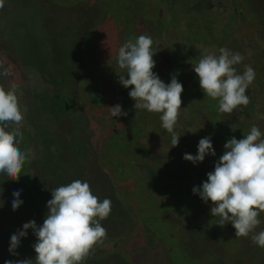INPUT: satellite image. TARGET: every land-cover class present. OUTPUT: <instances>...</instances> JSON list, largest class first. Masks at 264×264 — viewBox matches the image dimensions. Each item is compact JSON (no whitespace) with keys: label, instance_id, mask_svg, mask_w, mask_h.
<instances>
[{"label":"rangeland","instance_id":"obj_1","mask_svg":"<svg viewBox=\"0 0 264 264\" xmlns=\"http://www.w3.org/2000/svg\"><path fill=\"white\" fill-rule=\"evenodd\" d=\"M138 2L4 0L0 73L9 63L10 75H0V86L16 87L24 115L18 146L29 156L19 181L0 175V260H34L33 231L21 239L13 257L11 236L32 220L41 226L51 190L79 179L89 183L99 200L112 202L110 216L101 222L107 239L85 264H166L153 250L164 253L168 264H205L192 255L208 234L217 237L212 239L216 249H226V264H264V249L250 239H237L231 224L220 227L219 218L211 215V202L205 204L193 194L214 171L226 142L243 139L254 123L248 116L242 122L233 113L222 114L230 129L219 125V103L205 96L193 64L205 49L218 55L225 47L245 57L235 66L238 73L246 65L253 67L256 75L249 91L259 80L264 82V0H175L170 9L163 0ZM139 17L152 29L168 31L165 44L187 66L184 82L179 79L181 99L190 122L198 119L197 130L177 124L180 140L175 148L160 114L136 111L130 89L116 73L125 75L117 66V45L146 35L137 28ZM90 80L95 87L87 85ZM109 80L113 87L103 98L99 86ZM116 105L127 115L120 116L113 135L110 108ZM258 114L264 116V106L259 105ZM196 133L211 137L216 156L194 165L183 156L198 153L201 138L195 139ZM14 191L21 192L23 201L15 211ZM260 220L257 231L264 230V214Z\"/></svg>","mask_w":264,"mask_h":264},{"label":"clouds","instance_id":"obj_2","mask_svg":"<svg viewBox=\"0 0 264 264\" xmlns=\"http://www.w3.org/2000/svg\"><path fill=\"white\" fill-rule=\"evenodd\" d=\"M4 0H0V8ZM153 40L149 35H140L135 41L124 43L116 56L117 66L126 75L119 76L123 87L130 89L129 96L135 101L134 109L160 114L162 128L171 135V148L179 144L180 136L175 131L182 108L183 85L175 76L165 84L153 71L156 62L152 52ZM245 57L221 47L219 54L204 50L193 64L199 85L206 97L217 100L221 114L232 115L241 106L246 107L250 98L246 95L255 80L252 66L246 65L242 73L235 66ZM10 75L8 70L0 73ZM114 117L126 116L120 105L111 107ZM24 115L20 107L16 87L0 86V175L8 180L19 181L28 152L18 146L23 140ZM225 151L215 163L214 171L207 173L202 186L194 187L205 204L211 202V215L218 217V224H231L237 239H250L252 244L264 249V230L257 231L264 214V138L260 128L253 125L243 139L235 137L224 145ZM206 156H216L211 137L202 138L198 153H185L183 159L194 165L204 162ZM21 192L14 191L13 211L23 204ZM47 202L48 212L43 224L35 220L23 225L10 239L9 252L18 255L21 239L31 229L36 237L33 259L18 260L15 264H85L94 250L104 245L107 230L102 221L108 219L112 202L102 201L92 193L87 181L79 179L51 190ZM5 264H14L6 261Z\"/></svg>","mask_w":264,"mask_h":264},{"label":"flooded vegetation","instance_id":"obj_3","mask_svg":"<svg viewBox=\"0 0 264 264\" xmlns=\"http://www.w3.org/2000/svg\"><path fill=\"white\" fill-rule=\"evenodd\" d=\"M138 1L139 0H137V1L135 0V5L137 3L139 4ZM163 1L164 2L166 1L165 3L168 5V8L170 9L173 6L172 3L175 0H163ZM137 23H138L137 24V28L139 30L140 29L144 30L146 35L151 36V38L153 40V46L152 47H154V49H155L153 59L156 62V68L154 69L155 73L159 76V78L165 84H168V81H169V83L171 82V77H170L171 75H174L177 78L178 81H179V79H181V81L184 82V80H185L184 77H185V74H186L185 72L187 71V66L185 65L186 63L181 62V60L178 58V55H176L174 49H172L171 47H169V46H167L165 44V40L167 39V37L169 38V36H170V35L167 36L168 31H166V29L164 27H161V26H159V28H155L156 30L150 28L147 25V23L144 21V19H142L141 17H139V19L137 20ZM160 28H161V31H159ZM133 30H134V28H133ZM135 31H137V30H135ZM90 44L91 45H90L89 49H93L94 46L92 45V40H91ZM122 45L123 44H121V46ZM117 46H118V48L116 47V49H117L116 52L121 47L120 45H117ZM82 51H83V53H85V51L83 50V46H82ZM114 54H115V56H117V53H114ZM87 67H88V65H87ZM125 75H126V73H125ZM93 83L94 82L90 80V83H88V84L86 83V84L88 86L90 85L89 86L90 88L91 87L93 88V87H95V83L94 84ZM112 87L113 86L110 84V80L108 81V85L105 82V85L99 86V88H101V95L103 96V98H105V96L107 95L108 92L111 93ZM131 103H132V105L135 104V102H132V100H131ZM185 110H186V108H184L183 105H182V108H181L180 112L181 111L184 112V114H183L184 118L182 120L181 119L178 120V125H181V127H183L186 131L187 130L188 131L189 130H197V123H198L197 120L198 119H194L195 121L190 122V118H187L186 115H185V113H187ZM144 111H146V110H144ZM192 117L193 118H197V117H194V116H192ZM111 118L115 122L113 124L112 128H111V132L113 133V135H115L118 132L116 123L118 121L120 123V120H121L120 118L121 117L120 116L119 117L111 116ZM193 125H196L195 129H193V127L191 128V126H193ZM188 126H189V128H188ZM194 137H195V139H197L198 137H200L202 139L204 137V135L201 134V133L200 134L196 133L194 135ZM139 146L143 147L142 144L139 145ZM145 149H146V146H145ZM229 233L234 235V233L231 230L229 231ZM216 238L217 237L215 235H211V234H208L207 237H203V239L201 240L200 245H199L200 248H199L198 253L195 254V255L193 254L192 258H195V259L197 258L198 261H201L199 263L220 264V262H221V264H226V256H227L226 249L222 247V251H220L219 248L216 249L215 246H213L214 242L212 241V239L215 240ZM216 240H218V239H216ZM150 253L153 254V255H154V253L157 254L159 259L163 258L164 261H166V264H168L164 253L161 254L160 250H153ZM151 254L149 256H151Z\"/></svg>","mask_w":264,"mask_h":264},{"label":"trees","instance_id":"obj_4","mask_svg":"<svg viewBox=\"0 0 264 264\" xmlns=\"http://www.w3.org/2000/svg\"><path fill=\"white\" fill-rule=\"evenodd\" d=\"M3 58H5V57H3ZM3 60H9V59L6 58ZM10 63L16 68V66L11 61H10ZM9 65L10 64L8 63V68L6 70H9ZM258 85L259 86L254 88L252 91L247 90V92H246V95H248L250 98V103L246 107L241 106L240 108L235 110L234 114L238 119H241L242 122L244 121V119H246V116H248L254 122V123H252V125H256L260 129H264V116H263V114H260V115L258 114L259 105H260V107H261V105H262V107L264 106V98H262V96H264V82H263V80H259ZM217 111H218V109H217ZM217 116H218L219 125H222V126L224 125L225 130L230 129L229 126H231L232 124L230 125L228 121H227V123H225L223 120V115L221 113H219V111H218ZM12 257H13V255H12ZM92 257H96V255L94 253H92L88 258H92ZM12 261L15 264L14 259ZM0 262L2 264H5L6 261L4 259H2V260H0Z\"/></svg>","mask_w":264,"mask_h":264}]
</instances>
